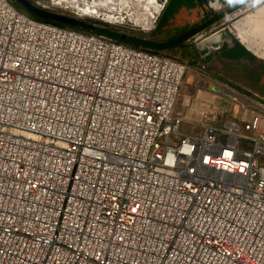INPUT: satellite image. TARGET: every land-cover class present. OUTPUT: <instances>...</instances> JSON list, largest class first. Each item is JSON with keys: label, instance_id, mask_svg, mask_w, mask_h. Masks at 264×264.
I'll return each instance as SVG.
<instances>
[{"label": "built area", "instance_id": "obj_1", "mask_svg": "<svg viewBox=\"0 0 264 264\" xmlns=\"http://www.w3.org/2000/svg\"><path fill=\"white\" fill-rule=\"evenodd\" d=\"M187 68L0 0V264H264V101Z\"/></svg>", "mask_w": 264, "mask_h": 264}, {"label": "rangeland", "instance_id": "obj_2", "mask_svg": "<svg viewBox=\"0 0 264 264\" xmlns=\"http://www.w3.org/2000/svg\"><path fill=\"white\" fill-rule=\"evenodd\" d=\"M8 1L15 4V0ZM31 1L39 6L42 3L51 5L53 11L84 18L103 29L122 32L132 37L147 40L158 34L164 35V42H159L157 46H165L172 38L178 39V45L174 47L158 48L151 47L149 44L146 46L158 53L183 60L188 65L175 106L176 111H185L186 104L188 102L191 104L198 98L197 106L192 109V113L197 114L201 110V103L215 95L216 101L220 97L221 104L218 108L223 110L226 106L227 111L223 115L235 116L238 112L234 103L226 100L223 95L224 92L236 93V90L243 95L264 101V0H258L256 5H253L256 0H238L227 9V14L217 17V20L208 22L204 18L195 23L191 21L192 9L182 12L178 8L179 3L189 6L191 4L189 0H171L159 17L157 28L152 31L142 29L132 22L139 18V14L140 18L143 16L138 0L120 1L119 6H123V9L118 12L123 17L120 22L104 20L92 14L80 15L79 13L86 12L78 10L77 12L75 8L57 3L55 0ZM65 5L68 7H64ZM101 11H103L102 16L106 15L104 18H110L107 15H114L105 7L101 8ZM235 26L237 29L242 26V37L235 33ZM218 33L221 35L219 42L207 44L206 48L201 50V43ZM210 93L213 95L211 96ZM182 130L184 132L200 131L201 126L199 123L185 124Z\"/></svg>", "mask_w": 264, "mask_h": 264}, {"label": "bare ground", "instance_id": "obj_3", "mask_svg": "<svg viewBox=\"0 0 264 264\" xmlns=\"http://www.w3.org/2000/svg\"><path fill=\"white\" fill-rule=\"evenodd\" d=\"M55 1H57V3H61V0H55ZM63 1L67 3V5H69L70 7H74L79 11L86 12V13H79L80 15L92 14L97 18H101L108 21H115V22L118 21L120 22L123 18L120 14H118V12H120L121 9H123V6L121 7L119 6L121 0H80V1L63 0ZM258 2L259 1L256 0V2L253 3V5L258 4ZM138 4L141 7V11H142L141 14H143L142 16L143 18L142 17L140 18V14H139V18L135 19L132 22H134L136 26H140L142 27V29L147 30L156 23V18H157L156 14L160 12L159 6H156L155 0H146L145 2L144 0H138ZM104 7L109 9V12L114 13V15H107L110 16V18H104L106 17V15L102 16L103 11H101V8ZM220 37L221 35L219 33L216 36H214L213 37V39L215 40L214 43L217 44L218 41L220 40ZM210 42H212V39L201 43L200 45L201 50H204L206 48V45L209 44Z\"/></svg>", "mask_w": 264, "mask_h": 264}, {"label": "crops", "instance_id": "obj_4", "mask_svg": "<svg viewBox=\"0 0 264 264\" xmlns=\"http://www.w3.org/2000/svg\"><path fill=\"white\" fill-rule=\"evenodd\" d=\"M171 0H169L168 1V3H167V5H166V7L169 5V2H170ZM237 1L238 0H189V3H191V4H189V6L188 5H185V3H179V6H178V8L182 11V12H184L185 10H193V19L191 20L193 23H195L196 21H198L199 19L201 20V19H204V18H206V20L208 21V22H213V21H215V20H217L216 18L217 17H220V16H224L225 14H227L228 12H227V9L230 7V6H232V5H234V4H236L237 3ZM183 2V1H182ZM165 7V8H166ZM189 7H191V8H189ZM20 9V8H19ZM21 10H23V9H21ZM165 10V9H164ZM23 11H25V10H23ZM248 11V10H247ZM246 13H248V12H246ZM197 15V16H196ZM247 15V14H246ZM246 15H245V17H246ZM160 21V18L158 19V21H157V24H156V26L154 27V29H156L157 28V25H158V22ZM213 24V23H212ZM166 29H168V27L166 28ZM165 29V30H166ZM234 30H235V33L239 36V37H242V31H243V29H242V26L240 27V29H237V27L235 26V28H234ZM152 31V30H151ZM217 35V34H216ZM216 35H214V36H216ZM213 36V37H214ZM213 37L212 38H210L209 40H211L212 39V42H210L209 44H216V43H214L215 42V40L213 39ZM164 39H165V36L164 35H160V34H158V35H155L154 36V38H150V39H145L144 38V40L145 41H147V42H154V43H159V42H164ZM219 42V41H218ZM140 47H143V46H140ZM211 94V96L213 95L212 93H210ZM234 94H237L238 96H240V97H242V98H244V99H249L250 101H258V100H260V99H257V98H255V97H251V96H249V95H243L242 93H240L239 91H237L236 90V93H234ZM198 99V98H197ZM197 99H195L194 100V102H197L196 100ZM208 100L207 101H205L204 103H206V102H208V101H210V100H215L216 101V97H215V95L214 96H212V98H207ZM218 101H220V97H219V99H218ZM218 101H216V102H218Z\"/></svg>", "mask_w": 264, "mask_h": 264}, {"label": "water", "instance_id": "obj_5", "mask_svg": "<svg viewBox=\"0 0 264 264\" xmlns=\"http://www.w3.org/2000/svg\"><path fill=\"white\" fill-rule=\"evenodd\" d=\"M21 6L29 13L36 15L38 17L44 18L46 20H53L55 22H59L61 24H67L72 27H80L83 29L93 30L96 32H102L103 28L98 27L96 24L88 22L84 18H79L75 16H69L66 14L59 13L57 11L49 10L45 7L36 5L31 0H18ZM108 36L122 41V42H135L136 39H131L127 34L122 32H117L114 30H110L106 33ZM178 45V39L169 41L165 46H157V45H150L151 47H174ZM152 49V48H151Z\"/></svg>", "mask_w": 264, "mask_h": 264}, {"label": "trees", "instance_id": "obj_6", "mask_svg": "<svg viewBox=\"0 0 264 264\" xmlns=\"http://www.w3.org/2000/svg\"><path fill=\"white\" fill-rule=\"evenodd\" d=\"M25 12L28 13L29 15H31V16L37 18V19L43 20V21L51 22V23H54V24H57V25H60V26L72 27V26H70V25H67V24H61V23H59V22H55V21H53V20H46V19H44V18L38 17V16H36V15H33V14L27 12V11H25ZM72 28H76V29H80V30H85V31H89V32H95V33H97L96 31L88 30V29H83V28H80V27H72ZM108 31H110V30H109V29H103L102 32H98V33L106 34ZM106 35H107V34H106ZM128 36H129V35H128ZM129 37H130L131 39H136V41H135L134 43H132V44L135 45V46H143V47H146V46H148V44H149V45H158V43L147 42V41H145L144 39H142V38H140V37H132V36H129ZM175 39H176V38H172V39L168 40L167 42L172 41V40H175ZM126 43L131 44V42H126ZM132 44H131V45H132ZM146 48H147V47H146ZM149 49H151V48H149ZM152 50H153V49H152Z\"/></svg>", "mask_w": 264, "mask_h": 264}, {"label": "flooded vegetation", "instance_id": "obj_7", "mask_svg": "<svg viewBox=\"0 0 264 264\" xmlns=\"http://www.w3.org/2000/svg\"><path fill=\"white\" fill-rule=\"evenodd\" d=\"M33 2V1H32ZM15 4L14 5H16L18 8H20V9H24L22 6H21V4L19 3V1L18 0H15V2H14ZM60 4H67V3H65L63 0H61V3ZM72 8H74V7H72ZM75 10L77 11L78 9H76L75 8ZM79 11V10H78ZM77 11V12H78Z\"/></svg>", "mask_w": 264, "mask_h": 264}]
</instances>
